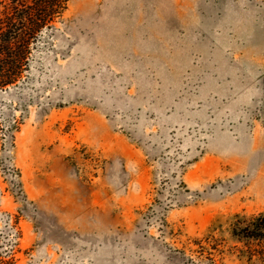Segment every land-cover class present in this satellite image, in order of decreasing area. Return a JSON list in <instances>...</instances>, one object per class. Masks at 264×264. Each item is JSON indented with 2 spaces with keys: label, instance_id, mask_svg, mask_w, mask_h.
<instances>
[{
  "label": "rangeland",
  "instance_id": "obj_1",
  "mask_svg": "<svg viewBox=\"0 0 264 264\" xmlns=\"http://www.w3.org/2000/svg\"><path fill=\"white\" fill-rule=\"evenodd\" d=\"M63 19L0 93V264H191L213 223L215 264H254L227 222L264 211V0Z\"/></svg>",
  "mask_w": 264,
  "mask_h": 264
},
{
  "label": "trees",
  "instance_id": "obj_2",
  "mask_svg": "<svg viewBox=\"0 0 264 264\" xmlns=\"http://www.w3.org/2000/svg\"><path fill=\"white\" fill-rule=\"evenodd\" d=\"M68 1L0 0V93L21 85L40 42L57 30V22L64 21ZM16 122L12 118L7 125L0 123V139L8 137ZM227 223L229 236L240 246L232 248L241 251L248 261L264 264V211L237 212ZM218 228V223H213L205 236L189 241L195 246L189 247L194 254L188 256L191 264H215L214 257L224 253V245L216 236Z\"/></svg>",
  "mask_w": 264,
  "mask_h": 264
}]
</instances>
